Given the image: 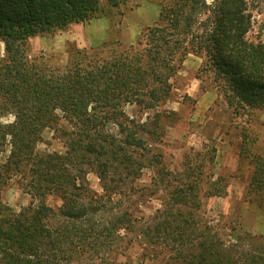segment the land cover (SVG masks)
<instances>
[{"label": "trees", "instance_id": "1", "mask_svg": "<svg viewBox=\"0 0 264 264\" xmlns=\"http://www.w3.org/2000/svg\"><path fill=\"white\" fill-rule=\"evenodd\" d=\"M128 1L0 0V190L15 181L30 197L18 210L0 200V264H120L137 243L154 264H264V253L193 216L202 164L168 169L162 113L149 114L189 53L205 56L234 113L264 110V22L254 26L264 0H150L157 18L135 43L74 49L64 65L30 55V38L109 17ZM46 129L62 150L38 147ZM249 163L250 189L264 199V156ZM144 170L145 189L161 199L151 220L129 202Z\"/></svg>", "mask_w": 264, "mask_h": 264}, {"label": "rangeland", "instance_id": "2", "mask_svg": "<svg viewBox=\"0 0 264 264\" xmlns=\"http://www.w3.org/2000/svg\"><path fill=\"white\" fill-rule=\"evenodd\" d=\"M157 14L156 3L131 0L113 9L109 17L93 18L30 38L29 53L31 56L43 54L52 64L64 65L74 49L101 47L104 41L135 43L141 30L152 24ZM254 20V26L264 22V6L262 11L256 12ZM3 51L0 39V57ZM219 82L214 79L204 55L189 53L170 79V97L149 114L162 113L160 124L164 135L160 146L168 169L181 170L187 159L190 166L202 164V180L198 184L200 208L193 210V216L218 230L223 239L245 245L251 254L257 255L264 253L259 249L264 246V199L250 189L253 166L249 160L253 156H264V110L234 113L224 101ZM127 110L137 119L146 117V113L134 107ZM53 134V130L46 129L38 147L62 150L60 140L53 138ZM88 178L98 190L96 179L92 175ZM149 181L150 171L144 170L134 183L136 190L129 201L135 217L141 220H151L161 208L160 197L150 196L145 189ZM0 200L18 210L29 203L30 197L15 181H10L0 190ZM47 202L54 207L59 204V200L52 197ZM181 209L186 213L189 207ZM142 254L139 243L133 244L119 257L118 263L154 264L150 257L143 258ZM163 258L156 260L157 264L163 263Z\"/></svg>", "mask_w": 264, "mask_h": 264}]
</instances>
